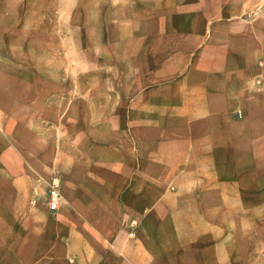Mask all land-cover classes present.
Here are the masks:
<instances>
[{"label":"crops","instance_id":"0c3cea01","mask_svg":"<svg viewBox=\"0 0 264 264\" xmlns=\"http://www.w3.org/2000/svg\"><path fill=\"white\" fill-rule=\"evenodd\" d=\"M69 2L0 13V264H258L264 0Z\"/></svg>","mask_w":264,"mask_h":264},{"label":"rangeland","instance_id":"374dc122","mask_svg":"<svg viewBox=\"0 0 264 264\" xmlns=\"http://www.w3.org/2000/svg\"><path fill=\"white\" fill-rule=\"evenodd\" d=\"M7 0H0V4L2 2H6ZM68 0H66L67 2ZM19 2H22L21 4ZM24 2V3H23ZM44 3L45 5L41 4ZM65 0H15V3L10 5H4L3 7L0 6V13H9L12 15L11 23L18 24L21 26L25 23L30 24L33 26L34 24L38 23L36 18H39L40 10H46L45 18L46 23L49 24L51 21L50 19V10L49 7L52 3V8L57 7L58 12L63 13L65 11V7L70 4H66ZM80 5V4H79ZM84 6L90 8V15H94L96 10V0H89V4L87 2L84 3ZM56 11L55 9H53ZM47 13V14H46ZM44 15V13H42ZM42 21V20H41ZM3 48L4 55L9 58V63L11 66L19 68V70L25 71V69L29 68L32 70L33 62L35 60L34 52L25 49L23 46H16L13 44H0ZM260 254H264L263 247L260 248ZM261 260H258V264H264V256L261 257Z\"/></svg>","mask_w":264,"mask_h":264},{"label":"built area","instance_id":"2783aa9c","mask_svg":"<svg viewBox=\"0 0 264 264\" xmlns=\"http://www.w3.org/2000/svg\"><path fill=\"white\" fill-rule=\"evenodd\" d=\"M60 188V183L59 179L55 178L50 186V191H49V207L52 211H58L61 205L62 201V196L59 191Z\"/></svg>","mask_w":264,"mask_h":264}]
</instances>
